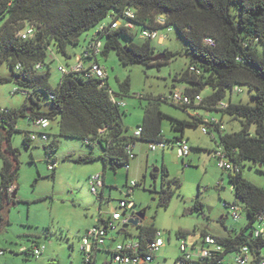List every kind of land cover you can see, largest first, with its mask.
<instances>
[{"label":"trees","instance_id":"obj_1","mask_svg":"<svg viewBox=\"0 0 264 264\" xmlns=\"http://www.w3.org/2000/svg\"><path fill=\"white\" fill-rule=\"evenodd\" d=\"M127 9L133 11L132 18L126 17ZM107 16L110 20L105 22ZM159 16L164 19L162 25L157 22L156 18ZM117 19H127L133 23V28L126 27L123 23L111 28V22ZM103 22L106 23L103 29L96 30ZM26 26H32L33 33L22 38L18 32ZM166 26L176 30L187 45L186 67L176 76L179 81L186 83L183 91L195 95L207 87L210 93L201 96L199 103L191 102L186 105L171 102L169 94H134L139 100H145L141 104L142 120L137 126L141 127L139 136L124 127V110L118 103L128 94V77L118 81L119 89L115 91L110 88L106 78L93 75L86 69L74 70L71 68L73 64H69L64 66L65 71L60 70L61 77L55 87L48 82L49 53L75 57L76 53L72 54L68 48L78 45L79 35L92 27L96 29L90 35V41L100 40L101 49L93 56V53L85 54L87 47L80 54L82 61L93 58L100 64L99 55L106 56L109 52H114L124 65H157L181 51L166 48L157 51L161 45L141 38L139 32L143 28ZM137 36L141 40L137 41ZM204 37H211L214 44L206 45ZM259 46L262 47V52ZM157 54L163 56L154 60L153 57ZM1 62H6L16 74L14 93H23L29 104H23L17 109L0 108V230L9 223L6 214L8 207L18 201L16 195L12 197V194L17 188L19 149L12 145L11 139L18 130L16 124L20 117L33 126L39 118L49 121L45 128L34 126V129L26 130L23 136L26 145L38 138L47 141V130L55 121V137L45 142L43 147L47 151L56 148L57 136L81 138L84 144L102 149L98 156L103 162V172L107 167L115 169L119 165H129L132 159L126 153L128 144L140 140L147 144H175L176 141L185 139L183 134L186 127L205 125L207 133L215 140L217 133L218 145L232 164L228 172L235 194L232 204L238 205L248 220L240 229L229 230L224 226L227 231L225 235L201 231V237L206 234L215 236L223 249L206 257L189 259L186 264H226L225 255H236L242 246L247 247L252 258L250 264L264 261V234H254L255 229L264 221V187L244 178L241 169L244 159L253 161L259 171H262L264 165V0H0ZM37 64L40 66L36 67ZM10 79L0 75V82ZM239 85L248 86L255 102L229 101L225 107H219L226 90L233 91L234 87L240 88ZM42 96L47 98L46 109L42 108ZM161 102H170L183 109L192 107L214 111L220 117H217V123L209 121L212 116L205 117L198 113L192 114L188 119H177L160 110ZM224 115L239 119L240 129L232 132L220 129ZM164 117L170 118L172 130L180 131L173 140L164 137ZM31 134H35V138H31ZM93 158L91 154H84L72 159L85 162ZM161 173L164 177L168 175L165 165L161 166ZM168 181L180 184L176 177L168 178ZM138 183L137 181L135 186ZM125 185L128 187L127 181ZM159 193L158 203L166 206L173 189L162 188ZM97 196L100 199L102 195L98 193ZM202 206L201 201L196 199L192 209L200 210ZM109 221V216H100L96 223L107 227ZM125 225L128 223H123L120 228L118 225L112 231L122 235L124 239L138 240V251L141 254L147 252L146 243L153 239L157 230L154 221L133 225L135 231L132 232L124 228ZM188 233L187 230L179 229L176 235L177 238H185ZM38 244V241L33 242L31 249L22 253L30 255L32 248ZM112 255L111 250V257ZM181 259L182 253L179 251L173 264Z\"/></svg>","mask_w":264,"mask_h":264},{"label":"rangeland","instance_id":"obj_2","mask_svg":"<svg viewBox=\"0 0 264 264\" xmlns=\"http://www.w3.org/2000/svg\"><path fill=\"white\" fill-rule=\"evenodd\" d=\"M110 17H105L108 22ZM92 27L79 35V44L69 47L72 54L80 53L86 40L93 34ZM165 27L161 31L165 32ZM139 41L141 38L136 37ZM186 42L176 32H169L168 38L157 51L164 48L170 51H181L163 60L157 65L145 66L142 64H121L114 52L106 56L99 55L98 60L104 66L108 75L107 81L115 91H118V81L128 77L129 90L125 95L122 108L123 125L129 132H133L142 120L143 111L138 93L169 94L173 90H183L186 83L179 81L178 76L186 67ZM260 52L262 47L259 46ZM161 58H158V60ZM50 76L49 84L55 87L61 77L60 66L74 62V57H64L61 54L49 53L47 57ZM0 75L10 77V80L0 82V108L17 109L23 104H29L27 97L21 92L13 93L16 87L12 72L6 62L0 63ZM241 92L234 87L233 91L226 90L224 98L220 101L253 104L255 99L247 85H239ZM210 93L209 88L200 91L201 96ZM135 94V95H134ZM47 98L42 96V108L46 109ZM160 110L170 117L188 119L192 114L198 113L205 117L220 114L202 108L188 107L183 109L170 102H161ZM226 132L240 129V120L224 115L222 118ZM47 141L40 138L26 145L23 136L26 130L34 126L23 117L17 121V131L14 132L11 143L19 149V169L17 175L16 201L11 203L7 210L9 223L0 230V264H83L84 255L80 250V236L86 227L94 223L100 211L104 217L118 210L119 199L126 198L135 204L128 214L144 209L143 223L154 221L155 226L162 233L163 245L154 253V258L147 264H173L179 254L180 238H177L179 229L187 230L185 236L188 243L199 240L201 231L206 230L216 235H225L226 229L242 228L247 217L239 208V217L234 218L229 207L224 202L232 204L235 194L228 179L229 170L218 166L213 150L219 147L217 133L215 139L208 133H203L200 126L186 127L184 138L190 145V151L182 159L177 155V146H166L163 150L146 152L147 142L137 141L136 156L130 160V168L126 170L119 165L115 169L107 167L103 172V162L98 156L102 149L91 147L83 143L81 138L57 136L58 146L52 151H47L43 144L55 137L56 122L50 124ZM164 137L173 140L180 131L172 130L170 118L162 120ZM171 142V141H170ZM91 154L94 158L90 161L79 162L73 157ZM165 165L168 175L164 177L161 166ZM2 160L0 158V167ZM49 166L54 167L49 168ZM242 175L252 183L264 187V165L262 171L257 170V165L248 159L241 164ZM105 174L103 187L104 199L101 203L99 197L90 190L88 177L91 174ZM156 175L153 176L152 174ZM176 177L180 184L168 181ZM165 178V179H164ZM1 179V178H0ZM135 180L139 183L134 186L130 196H126L128 188L125 183ZM173 189V193L166 206L159 204V191ZM100 193L102 187H97ZM198 199L203 204L202 209H192L194 201ZM101 204V206H100ZM100 210V211H99ZM126 229L135 231L131 224L125 225ZM114 233V232H113ZM111 234V232H109ZM116 234V232H115ZM38 241L44 249L38 256L22 253L19 249H31L33 242ZM264 254V245L262 247ZM234 253L225 255L226 264H236ZM101 264L100 257L96 261ZM112 264H123L114 262Z\"/></svg>","mask_w":264,"mask_h":264},{"label":"built area","instance_id":"obj_3","mask_svg":"<svg viewBox=\"0 0 264 264\" xmlns=\"http://www.w3.org/2000/svg\"><path fill=\"white\" fill-rule=\"evenodd\" d=\"M126 17L132 18L134 16V13L132 10L127 9L125 11ZM157 22L159 24H164L163 17L159 16L156 18ZM121 23H123L124 26L133 28V23L128 21L127 19H117L111 22L110 27L116 28ZM106 25V23H101L97 26V29H103V27ZM162 28H143L140 30L139 35L141 38L149 39L153 41L157 45H162L164 41L168 38L169 32L172 31L171 26L165 27V32L161 31ZM33 33V27L32 26H26L23 30L18 32L20 37L26 38L30 36ZM91 38H88L86 42L84 43V48L80 53H76L74 57V63L71 66L74 70H88L89 73L96 75L101 78H106V70L105 68L95 62L93 58H87L88 60L82 61L80 54L86 49L87 51L85 54L93 53L92 55H96L98 51L101 49L102 42L100 40H91ZM203 42L206 45H213L214 41L211 37H204ZM89 51V52H88ZM40 65L37 64L36 67H39ZM61 71H65L66 67L60 66L59 67ZM238 92H241V88H236ZM15 89H13L14 93ZM169 98L171 102L179 103L182 105L189 104L191 102L199 103L201 101V95L195 94V95H189L185 93L183 90H173L169 93ZM119 104L123 105L124 101H118ZM226 103H219V107H225ZM209 121L212 123H217V117L212 116ZM34 126L37 128H45L49 125V121H47L44 118H39L34 122ZM220 129H224V124L219 125ZM201 131L203 133H207V127L205 125L200 127ZM141 131V127L136 128L133 131V134L135 136H139ZM35 134H31V138H35ZM45 135L42 136L44 138ZM213 137V136H212ZM134 144H128L126 146V153L128 154V157L133 159L135 157L134 153ZM148 148L152 151L164 148L167 143L164 142H153L148 143ZM175 145L177 146V155L184 159L185 156L189 154L190 151V145L185 139L178 140L175 142ZM213 156L217 159V164L219 167L223 169L230 170L232 168V164L230 161L223 155L221 147H218L217 149L213 150ZM49 168H52V166H49ZM127 171L129 168V165L124 167ZM137 181L132 180L129 182L131 186L128 185V192L126 193V196H130L131 192L133 191V187ZM88 184L90 186V190L98 195V189L97 187L100 185L103 187V178L100 173H94L91 174L88 177ZM128 184V182H127ZM12 190V187L9 188V191ZM134 202L129 199H119L118 207L116 211H113L110 215V221L105 227L102 224H93L86 228L83 232V234L80 236V250L82 251L84 255V261L83 264H97L95 262V252L100 248L103 247L106 238H107V231L109 229H114L118 225H122L123 223H126L129 218L134 217L135 213L128 214V210H131L134 206ZM225 206L229 207V210L231 214L234 216V218L239 217V206L235 204H229L227 202H224ZM264 218V216H263ZM254 234L257 236L259 234H264V221L260 223L257 229H255ZM164 241L162 239V233L159 229H157L154 233V237L151 241H148L146 243L147 252L141 254L140 250L138 251V247L140 246V243L136 239H127V240H121L117 243H115L112 251V261L113 262H119L123 264H147L151 262L154 258V253L159 250V248L163 245ZM44 249L43 244H38L37 246H34L31 250V254L34 256H38L42 250ZM223 247L221 244L218 243V240L215 236L211 234H206L204 237H201L199 240H195V242L188 243L185 238H180V244H179V251L182 253V259L177 261L175 264H186L187 260L197 257H206L209 256L211 253L214 252H220L222 251ZM21 252L25 251V247H21L19 249ZM3 254V251L0 250V255ZM234 260L236 264H250L252 258L248 253L247 247L242 246L240 251L234 256ZM256 264H264V261H260Z\"/></svg>","mask_w":264,"mask_h":264},{"label":"crops","instance_id":"obj_4","mask_svg":"<svg viewBox=\"0 0 264 264\" xmlns=\"http://www.w3.org/2000/svg\"><path fill=\"white\" fill-rule=\"evenodd\" d=\"M75 53V52H74ZM74 63V62H73ZM72 63V64H73ZM107 78H108V75L106 74V80H107ZM108 82V81H107ZM169 146H172L173 144L172 143H170V144H168ZM168 145H166V146H168ZM166 146L164 147V148H166ZM136 148H137V143L135 144V146H134V153H135V156H136ZM164 148H161V150H162V155L164 156ZM158 150V149H157ZM157 150H154V151H157ZM154 151H152V150H150L149 148H148V145H147V150H146V152L148 153V152H154ZM135 158V157H134ZM164 165V164H163ZM166 167V166H165ZM129 168H130V164H129ZM129 168H128V170H129ZM128 170L126 171V175H127V173H128ZM101 176H102V178H103V180H104V184H105V178H106V176H105V174H101ZM105 186V185H104ZM103 186V187H104ZM103 187H102V189H101V191H100V193H101V198L99 199L100 201H101V203H102V201H103V199H104V193H103ZM100 206H101V204H100ZM100 211V210H99ZM103 213H102V211H100L99 212V214H98V217H97V219H96V221L94 222V223H92L91 225H93V224H95L97 221H98V218L101 216V217H104L105 215H102ZM141 224H143V222L141 221L140 222ZM91 225H89V226H91ZM88 226V227H89ZM88 227H86V228H88ZM119 228L121 227V225H119L118 226ZM85 228V229H86ZM113 229H110V231L109 232H111V234H109V232H108V234H107V238H106V242H105V244H104V246L103 247H100L96 252H95V262L97 261V259L100 257V259H101V264H112V263H114L113 261H112V258H111V250L113 249V247H114V245H115V243H117V242H119V241H121V240H127V239H129V238H123V236L122 235H119V234H115V233H113V232H115V231H112ZM130 232H132L131 230H129ZM195 241V240H194ZM97 263V262H96ZM98 264V263H97Z\"/></svg>","mask_w":264,"mask_h":264},{"label":"water","instance_id":"obj_5","mask_svg":"<svg viewBox=\"0 0 264 264\" xmlns=\"http://www.w3.org/2000/svg\"><path fill=\"white\" fill-rule=\"evenodd\" d=\"M162 56H163V54H160V55L157 54L153 57V59L156 60L158 58H161ZM15 195H16V191H14V193L12 194V197H14ZM144 214H145L144 209L135 212L134 217L129 218L127 223L132 224V225H137L138 223H140L142 221Z\"/></svg>","mask_w":264,"mask_h":264}]
</instances>
